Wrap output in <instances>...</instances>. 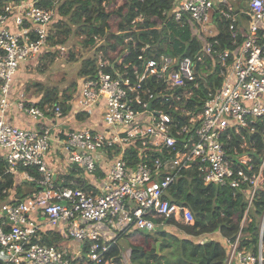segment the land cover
<instances>
[{
	"label": "built area",
	"instance_id": "1",
	"mask_svg": "<svg viewBox=\"0 0 264 264\" xmlns=\"http://www.w3.org/2000/svg\"><path fill=\"white\" fill-rule=\"evenodd\" d=\"M246 3L236 11L227 0H173L162 11L164 19L195 26L202 54L194 57L134 53L144 49L135 43L140 23L163 25L164 19L154 14L138 13L126 26L111 30L119 39L107 41V46L99 44L107 36L95 35L96 71L76 79L66 114L58 100L42 105L29 100L17 74L53 48L48 28L56 2L45 7L18 0L2 6L0 155L6 171L38 184L34 194L19 200L8 190L0 203V252L7 263H99L110 243L119 242V234L153 232L163 223L155 220L157 216L172 218L167 221L172 227L176 222L192 223L190 208L169 193L187 168L206 185L226 186L234 195L245 196L238 233L233 239L223 237L225 264L262 263L264 214L255 245L240 242L255 197L264 191V144L258 147L245 138V132L256 130V120H264V0ZM102 46L108 48L106 53L99 49ZM203 54L209 61H203ZM216 71L217 84L214 79L197 80ZM13 108L36 125L13 123ZM53 124L59 127L56 141L66 154L67 167L81 171L91 184L88 189L63 178L56 183L47 162ZM128 148L134 151L132 157L125 156ZM30 166L37 176L26 169ZM48 227L61 229L65 239L78 243L77 254L62 245L32 241ZM85 242L86 260L81 263ZM104 263L110 264L105 259ZM124 264H131L126 257Z\"/></svg>",
	"mask_w": 264,
	"mask_h": 264
},
{
	"label": "trees",
	"instance_id": "2",
	"mask_svg": "<svg viewBox=\"0 0 264 264\" xmlns=\"http://www.w3.org/2000/svg\"><path fill=\"white\" fill-rule=\"evenodd\" d=\"M9 1L18 0H0V9ZM37 5L51 6L55 1L59 3L56 9V15L53 22L56 23L55 32L50 33L49 38L56 35L59 42L65 39V33L70 30V24H77L76 35L82 37L80 40L85 45L94 44V36L99 34L103 36L104 30H107L109 35L119 39L118 34L112 32L111 29L126 26L138 13L154 14L164 19L162 11L168 10L173 0H34ZM58 16V18H57ZM162 16V17H161ZM224 23V21H222ZM140 29L137 32L136 44L143 47L141 52L147 57H156L160 53L178 54L196 56L202 54L200 48L202 39L196 32L195 26L188 22L185 26H180L172 19L165 16L164 23L160 27H151V23L143 21L139 24ZM51 26V25H50ZM127 45L132 46L131 42ZM110 47L115 48V44ZM105 53L107 47H100ZM122 51V49H120ZM208 55L203 54V61H209ZM41 58V57H39ZM38 60V59H37ZM30 61L26 64L33 63ZM37 63L40 70H43L46 63ZM201 65V64H200ZM24 70V65L21 67ZM20 69V70H21ZM204 67L201 65L200 72L204 73ZM20 70L18 75L20 76ZM96 71L94 58H86L83 61L81 68L78 70V77L83 75H92ZM21 77V76H20ZM77 77V78H78ZM220 76L218 72H214L211 76L205 75L204 78H197L198 81L205 79H214L217 84ZM213 84V83H212ZM75 88L76 81L72 84ZM37 104L42 105L46 101L58 100L63 108V113L66 114L69 110L67 99L72 95V92L58 91L55 88H44ZM207 90L201 92L205 95ZM256 130L245 132V138L248 142L254 140L258 147L264 144V120H256ZM108 152L111 149H107ZM134 151L128 148L125 152L126 157H132ZM136 161V158L133 162ZM132 162V163H133ZM7 164L4 158L0 155V203L8 197V190H14L15 200L22 199L28 194H34L37 191L38 184L34 181L21 178L17 174L6 171ZM30 173L37 176L38 172L33 166L26 168ZM78 173L79 175H77ZM79 169L71 167L64 174V182L73 181L72 186H79L82 189L91 187L87 178L83 177ZM20 178H16V177ZM56 181V180H55ZM56 181V183H59ZM169 193L172 199L181 200L186 204L191 212L192 223L176 222L175 225L182 230L186 236L180 237L175 232L155 229L153 234L143 230H134L129 234H119L121 237L129 235H138L142 239H153L150 248L146 249L143 243L135 244L127 243V248L123 249L118 243L111 242L108 251L105 253L104 259L109 260L110 264H123L126 259L131 264H225L227 257V247L223 243L215 239H208L204 242H198L191 237L200 236L202 234L218 231L223 237L233 239L240 228V220L246 206L245 196L236 192L234 195L232 190L226 186L216 184H204L200 177L194 174L193 168H187L180 172V175L175 178L174 182L169 187ZM250 221L242 227V235L240 242L242 245H255L259 234V219L264 214V191L255 197L254 208L250 211ZM256 216V217H255ZM166 219L168 223L173 222L172 218L157 216L155 220L163 222ZM120 238V237H119ZM65 239L63 231L56 227H48L44 230H39L32 241H37L42 244H58ZM160 245L157 247L156 242ZM89 242L83 245V258L81 263L86 260L85 253L87 252ZM262 246L264 248V226L262 231ZM104 259L99 263L105 264ZM2 264H14L3 261ZM264 264V250L263 260Z\"/></svg>",
	"mask_w": 264,
	"mask_h": 264
},
{
	"label": "rangeland",
	"instance_id": "3",
	"mask_svg": "<svg viewBox=\"0 0 264 264\" xmlns=\"http://www.w3.org/2000/svg\"><path fill=\"white\" fill-rule=\"evenodd\" d=\"M227 3L233 7L234 10L238 11L242 8L246 7V0H227ZM57 7L60 5L56 1ZM58 18V16H57ZM242 24L246 23V21L242 20ZM56 23L51 22V26L48 28L49 36L50 33L55 32ZM70 30H68L67 33H65L64 37L65 39L62 42H59L56 38V35L49 39V47L53 48H47L45 50V53L40 55L38 60L34 61L33 63L25 64L24 65V71H21V77L26 97L31 101H38V98L40 97L41 93L43 92L42 89H40V86H43L44 88H55L59 92L60 91H66L68 93L69 91L72 92V83L76 81L78 77V70L81 68L83 61L86 58L93 57L94 51L92 45H85L83 42H81V38L76 35L77 30V24L71 23L70 24ZM114 27L111 29L113 30ZM105 31V30H104ZM109 32L103 34L102 37L109 35ZM100 34V32H99ZM101 37V38H102ZM108 42H114L115 39L112 37H109L108 39H102V42H100V45L107 46ZM60 43L64 48V50H58L54 44ZM104 46V47H105ZM39 65H42V63H46V66L43 70H40L37 66V63ZM23 73V74H22ZM65 129H69L70 126L68 124L64 125ZM52 138V136H51ZM100 167L103 168V164L98 163ZM16 178H20L19 176ZM249 217H251V212L249 213ZM256 217V216H255ZM163 223L158 224L156 229L159 230H166L168 232H175L178 236L183 237V231L180 230L177 226L172 227L167 223L166 219H162ZM262 219H259V223L261 224ZM259 224V225H260ZM183 232V233H182ZM153 234L154 232H150ZM133 242L135 244L143 243L144 247L146 249L150 248L152 243L154 242L153 239H142L140 236L134 234L129 235L126 237H120L118 244L123 248H127V243ZM159 242V241H158ZM157 243V242H156ZM160 245V242L156 245L157 247ZM76 249L78 244H75ZM75 246L71 245L70 249L73 255L77 254V251L75 249ZM82 255V251L79 253ZM124 262V260H123ZM115 264V263H114ZM124 264V263H123Z\"/></svg>",
	"mask_w": 264,
	"mask_h": 264
},
{
	"label": "crops",
	"instance_id": "4",
	"mask_svg": "<svg viewBox=\"0 0 264 264\" xmlns=\"http://www.w3.org/2000/svg\"><path fill=\"white\" fill-rule=\"evenodd\" d=\"M21 71H24V70L23 69L20 70V75H21ZM11 120L13 123L19 126L33 127L36 125V121L33 118L19 111L17 108H13L12 114H11ZM58 130H59V127L53 124V128H52L53 138L51 140L50 148L47 153L48 155L47 162L49 166L51 167V169L53 170V174H54L53 177L56 181L61 180L64 174L67 173L68 169L71 168L70 166L67 167L68 163L66 161V154L64 150L61 148L60 144L57 143L56 141L57 140L56 133L58 132ZM76 174L79 175L78 173ZM183 236H186L185 233H183ZM191 238L198 242H204L208 239H215L223 243V236L218 231H214L212 233H207V234H202L200 236L191 237ZM60 244L62 245L63 248L71 251L72 249H70V246L71 245L75 246V244H78V243L70 239H63L60 242ZM3 261H5L4 255L0 252V264H2Z\"/></svg>",
	"mask_w": 264,
	"mask_h": 264
},
{
	"label": "water",
	"instance_id": "5",
	"mask_svg": "<svg viewBox=\"0 0 264 264\" xmlns=\"http://www.w3.org/2000/svg\"><path fill=\"white\" fill-rule=\"evenodd\" d=\"M159 242L157 241L156 245L158 244Z\"/></svg>",
	"mask_w": 264,
	"mask_h": 264
}]
</instances>
